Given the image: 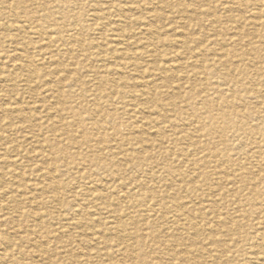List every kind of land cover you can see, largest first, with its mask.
I'll use <instances>...</instances> for the list:
<instances>
[{"label":"bare ground","instance_id":"1","mask_svg":"<svg viewBox=\"0 0 264 264\" xmlns=\"http://www.w3.org/2000/svg\"><path fill=\"white\" fill-rule=\"evenodd\" d=\"M68 1L0 0V11L11 13L10 24L0 25V46L11 39L16 45V53L9 59L19 63L17 70H20L18 75L8 81H15L24 76L28 91H32L38 84L40 87L53 89H49L52 94V104L42 108V111L24 114L27 109L23 113V109L21 111L17 105L12 111H7L2 106L0 108V120L6 119L11 127L21 131L30 128L32 133L30 140L34 149L30 148V151L26 152L24 161L27 162L25 158L29 160V157L31 159L38 157L39 162L42 161L41 165L38 164L39 167L35 168V172L39 171V179L31 184V188L16 185L15 188L19 189L17 190L19 196L16 197L20 199L14 195L6 196L13 188H10L6 182L9 180L7 173L0 171V210H14V215L5 219L4 224L7 223L8 232L0 233V264H7V259L12 264H60L64 260L67 261L66 264H256L264 254L254 252L247 256L245 247L253 244L254 248H252L257 250L264 243V233L255 231L254 226L251 225L252 221L250 222L254 210L264 207V198L260 199L264 196V187L260 189V184L264 182V173L251 178L248 176L250 173L243 170L246 163L264 170V158L250 161L249 150L234 152L235 148L230 144L231 142L228 143V137L233 139L242 135L246 137L252 135L255 130L259 135H264L263 122L260 119V117L264 118V103H257L256 111H251L244 107L237 109L233 103L225 101L226 106L215 111L211 106L213 100L206 102L204 110L208 115L203 118L205 133L211 134V128L220 122V131L229 132L231 136H203L207 139V143L198 145L187 133H181L176 121L182 113V103L185 102L182 88L168 86L176 77L173 69L183 70L187 64L181 62L173 66V69L170 65H163V69H166L164 73L169 72L160 81L163 82L158 85L145 83L143 79L148 78L150 70L148 62L140 64L143 56L149 54L152 59L156 57L157 61H160L161 57L157 53L155 27L145 23L147 27L144 31L146 37L143 36L146 42L145 50L133 52L128 37L104 22L110 12H114V16L119 17L118 25L130 21L126 18L128 12L126 10L134 8V3L128 1L112 10L114 4L112 1L117 0L91 1L92 17L93 20L99 21V32L97 38L87 44L86 49L96 50L95 62L104 64L113 59V64L109 62V67L107 65L100 67L103 70L101 73L98 66L92 65L94 64L92 60L86 59L88 64L78 60L77 52H82V47L85 45L82 41L83 28L75 24V15L60 12L61 6ZM233 1L231 4L235 5ZM256 1L260 3L259 8L264 9V0ZM26 2L35 9L26 6ZM157 3L159 5V2ZM263 9L260 10L261 14L264 13ZM191 10H182L187 19L185 20L187 28H190L187 21L193 16ZM256 15L255 20H260L264 26L262 23L264 15L261 17L259 13ZM2 16L4 13L0 12V17ZM225 16L227 21L233 18L231 15ZM157 18L159 21L162 16L155 15L154 19ZM218 23L217 19L212 18L209 26H217ZM251 24L254 28L257 26L254 21ZM106 26L110 28L111 42L105 44L104 48L99 43L105 39L106 35L101 34V31ZM181 37H184L186 42L189 41L185 32ZM178 39L174 43L183 42H179L181 39L177 41ZM217 45L223 47L225 42L222 40ZM29 50H34L40 60L48 56L55 63H59V66L49 71V74L40 73L36 67H33L35 62L33 58L27 57ZM251 53L254 54L255 59L263 60L264 43L253 46ZM217 59L207 61L210 64L201 65L199 67L201 72L214 71L220 65ZM64 63L66 64L61 66ZM2 64L0 63V78ZM123 68L138 74L131 84L121 77L120 72ZM88 72L95 75L98 88L107 86L112 89L107 101H102L106 97L102 94L85 93L84 86L89 82L84 81L83 78ZM201 93L203 89L199 92L193 91L194 96L192 95L191 100L185 103L195 107L197 103L194 100L197 101ZM11 95H5L4 102L16 103V97ZM229 108L234 111H230ZM44 124L47 126V135L41 136L39 131L44 128ZM120 129L126 134L121 133ZM145 129L155 130L156 137L150 139L151 136H140L146 133ZM1 134L0 139L7 141L8 136L4 137ZM184 141H188L185 148L180 144ZM219 144L223 147L230 146L231 153L225 155L224 149L216 148ZM199 153L201 156H198ZM187 154L192 156V159L186 158ZM240 156L245 158L241 162ZM4 162L6 166L11 165L7 160ZM209 163H213L215 167V172L212 174L216 176L214 180L208 171H203ZM198 165L202 167H199L200 172L193 171ZM82 166L88 167L90 173L82 172ZM69 167L76 170L75 177L67 173ZM188 170H192V173ZM189 174L193 177L190 178ZM59 176L62 178L65 176L61 183L58 181ZM90 177L96 178L93 180H97L104 190L108 185L110 189L103 190L104 193L98 191L92 193L90 189L91 193L87 192L82 187V182L89 184ZM13 178L16 179L17 176ZM13 178L11 176V179ZM19 178L18 175L17 180ZM206 184L207 187L204 188L208 193L201 190ZM216 184L222 187L217 191L222 209L238 213V216L246 220L244 226L246 228L249 226L247 229L252 230L253 233H247L242 228L244 226L237 221H232L233 225L228 230L222 229L225 219H222L220 210H217L213 203L205 205L212 187ZM156 187L161 188V191H157ZM133 188L138 190L134 191ZM26 189L29 192L23 193ZM244 190H249V194L243 193ZM193 201H197V204ZM23 205H28L31 209L29 214L27 210L22 211ZM246 206L248 210L245 209ZM40 207L47 210L45 219L40 218L36 212ZM105 211L109 213L107 223L90 219L91 216L100 217ZM61 213H72L78 220L71 223L68 229L63 223L67 214L64 216ZM207 215H210L211 219L214 218V225L207 223L200 227L193 222L194 219H199L201 222ZM248 222L250 224H247ZM19 223L26 224L25 237H21L18 230H15ZM55 224L57 227H54ZM71 231H76L77 237L80 238L76 249L79 254H66V243L63 239L70 237ZM204 241L210 248H215L212 250L204 248L202 246ZM24 244L30 249L26 254V257H29L27 262L14 257L16 254H22L21 248ZM12 251L15 254L13 256L10 255ZM56 254L64 260L53 259L52 256Z\"/></svg>","mask_w":264,"mask_h":264},{"label":"rangeland","instance_id":"2","mask_svg":"<svg viewBox=\"0 0 264 264\" xmlns=\"http://www.w3.org/2000/svg\"><path fill=\"white\" fill-rule=\"evenodd\" d=\"M91 1L92 0H69L67 3H65L61 6L60 12H68L69 15H73V16L75 15V17H76L75 24H79L83 28L82 41L85 42V45L82 47V52H79L76 49V51H78L77 52L78 60L82 61V63H84V64H88L86 59L92 60L94 62V64H92L94 67L98 66L99 68L100 67L103 68V67H106V65H107V67H109L110 63L113 64V59L109 61L110 63L105 62L107 64H105V63L101 64L100 62H95L96 58H97L95 56L96 50L95 49H90V50L86 49L88 47L87 44H89L90 41L95 40L97 38L96 35L99 32V30H98L99 29V21L93 20V17H92L93 7H92ZM128 1H132L134 3V8H130L129 10H126V11H128V12H126V18H128V20H130V21H126V22H123V24L118 25L117 23L120 19H117V18H119V17H115L113 14L114 12H110L111 14L109 13L106 21H104V22L107 24H110L109 27L110 26L115 27L116 29H118L119 33H123L124 35H126L128 37V42H129V45L132 46L131 51H133V52H139V51L145 50L144 47L146 45L144 43H146V42L144 41V38L146 37L145 36L146 33L144 31L147 28V27H145L146 24L147 25L150 24L152 27H155V30L157 32L156 33V43H157L156 45L158 48L157 53L159 55H161V57L162 56H164V57H162V58L160 57L159 58L160 61H157L155 59L156 57H154L153 58L154 60H153L149 54H146L143 56L140 64H146V62H148V64H149L148 68L150 70L148 78L144 77L143 81L145 83H148L149 85H151V83L158 85V84L163 82V81L162 82H160V81L165 77V75L169 74V72L164 73L166 69H163V67H164L163 65H170V66H172L171 68L173 69V66H176L177 64H179L181 62H183V63L185 62L188 66V67L185 66V69H183V70L173 69V72H174L176 77L173 79L174 81L172 80L168 84V86L171 85V86H173V87L175 86L179 89L182 88L181 92L183 93L182 96H184L183 100L185 102H188L189 100H191L192 95H193L192 94L193 91L199 92L200 89H203V93L200 94V98L197 101L194 100V102L197 103L195 107L188 106L187 103H185V102L182 103V109H181L182 113L176 119L179 130L182 131L181 133H185V134L187 133L189 138L192 141H195L200 146L203 145L204 143H207V139L204 138L203 136H231L229 134V132H221L220 131V129H219V126L221 125L220 122L216 123L215 127L211 128V130L209 129L211 134L205 133L206 130L204 128V123H203L204 119L203 118L205 117V115H208V112H206L204 110V108L206 107L205 103L209 102L211 100H213V102H211L212 103L211 106L213 107V109L215 111H218L220 108H224V106H226L225 101L233 103L237 109H241L244 107V108L249 109L251 111H254V110L256 111V108L258 107V106L256 107L257 103L258 104H259V102L264 103V61H263L264 59L263 60L255 59L253 56L254 54L251 53V48L253 46L264 43V26H262L260 20H255V18H254V17H257L256 13H259L260 17L262 15H264V13L261 14V12H260V10L263 8H259V5H260L259 2H257L256 0H234L233 2H235V5H232L231 4L232 0H117V1H112L114 3L112 10H115L117 7L123 6V4L125 2H128ZM155 2H156V5H155ZM157 2H159V5ZM25 5L29 6L30 9H32V8L35 9L34 6H32L31 4L29 5V2H26ZM183 9H190V10L193 9V10H191L193 16L191 17L190 21H187L188 24L190 25V28H187V26H186L185 20H187V19H185V14H183V11H182ZM0 12L4 13V16L0 17V25L8 26L11 22V18H10L11 13H7V11H5V12L0 11ZM229 12H230V14H229ZM155 15L156 16H162V19H160L159 21H158V18H157V20L154 19ZM225 15H229V16L231 15V16H233V18L230 19L229 21H227L228 19H226ZM192 18H194V20H192ZM212 18H215L219 21L217 26H209ZM115 19H116V21H115ZM178 20H180V21H178ZM145 21H147V22H145ZM253 21L255 24L257 23V26L255 28L251 24V23H253ZM160 23H162V24H160ZM262 23L264 25V17L263 16H262ZM161 26L164 28L162 29ZM109 27L106 26L104 28V30L101 31V34L106 35L105 36L106 41H104L105 40L104 39L100 43L98 42L104 48L106 47L105 44L111 42V34L109 32V30H110ZM133 29H134V31H133ZM162 31H164V32H162ZM184 32L186 33L187 38L189 39L188 42H186V39H184V37L183 38L181 37ZM0 33H1V30H0ZM177 33H179L181 35L178 36L179 34H177ZM138 34H140V35H138ZM143 36H145V37H143ZM141 37H143V38H141ZM137 38H139L140 40ZM238 38H240V40H238ZM176 39H178L177 41H179L181 39L179 42H182V41L183 42L180 44H178V43L176 44V43H174ZM222 40L225 42V45H224L225 47L224 46L220 47L217 45V43L218 44H219V42L221 43ZM94 42H97V41H94ZM3 43H5V44H3ZM3 43L0 46V58H1L0 60L2 61L0 63H3L1 65L2 77L0 78V81H1L0 82V90H1L0 91V108L3 107L7 111H10V110L12 111L14 106L17 105V107H19V109L21 108L20 109L21 111L23 109V113H24L25 109H27L24 114H32V112L35 113L36 111H42V108H46V107H48V105L50 106L52 104L51 101H53V99H52L51 92H49V89H52V88L40 87L38 84L36 86L33 85L35 88L38 86L36 88V90H34L35 89L34 88V89H32V91H28V90H26L27 87H26V80H25L24 76L18 80H15V81H8V79L12 78L15 75H18L20 73V70H17L19 63L13 62L11 59H9L13 55H15L16 45L12 43L11 39H9L8 41L3 42ZM174 44H176V45H174ZM175 46H176V48H175ZM220 48L222 51L220 50ZM27 53H28L27 55H29V56H27V57H29L28 59L33 58V60L35 61L33 67H36L40 71V73L45 72V73L49 74V71H51L52 69H55L56 67L59 66V63H55L53 60L49 59L48 56H46L45 58H42L40 60L39 55L36 54V52H34V50H29V51H27ZM207 54H208V56H207ZM199 57H200V59H199ZM144 58H146V59H144ZM213 59H217L219 61L220 65L217 66V68L214 71L205 70L204 73H202L199 67L205 63L210 64L208 62H210ZM9 60H11L12 62L11 61L9 62ZM84 60H85V62H83ZM22 63H24V62H22ZM65 64L66 63L61 64V66L65 65ZM7 67H9V68L7 69ZM150 67L152 69H150ZM101 68H100V71L102 73L103 70ZM10 70H11V72H10ZM122 72H120V75H121V77H123L124 81L127 82L128 84H131V81L133 79L137 78V75H138L136 73L129 72V70L125 69V68L122 69ZM228 74H230V75H228ZM9 75H11V76H9ZM189 76H190V79H189ZM192 76H193V78H192ZM60 77H62V75ZM94 79H95V81H94ZM24 80H25V83H24ZM83 80L86 82H89L88 84H86V86H84V88H85L84 90H85L86 94H98L99 93V94H102L103 96H106L102 101H107V99H109V95L112 92V89L108 88L107 86L98 88V85L96 82V77L93 73L88 72L86 74L85 78H83ZM91 80H93V81H91ZM2 82H4V83L2 84ZM171 83H174V84H171ZM12 89H14V90H12ZM125 89H127V88H125ZM218 93H220V94H218ZM5 95H11V96L16 97L15 98L16 103H13L14 101H11L10 104H7L6 102H4ZM205 97H207V98H205ZM203 98H205V99H203ZM28 100H30V101H28ZM45 101H47V102H45ZM75 101L78 102V100H75ZM36 102H37V104H36ZM73 104L77 105L79 103H77V104L73 103ZM11 105H13V106H11ZM18 105H20V106H18ZM25 105H27V106H25ZM117 106L119 108V104ZM229 110L234 111L230 108H229ZM260 119L263 122L262 128H263V133H264V118L260 117ZM5 121H6V119H5ZM5 121L0 120V122H1L0 123V133H2L1 134L2 136H4V137L8 136L9 138L7 137V139H8L7 141L0 139V171H3V173H7V176L9 177L7 179H9V180L8 181L6 180V182L8 183L10 188H13V190L11 191L12 194L9 192V193H7L8 195H6V196L14 195L16 197V195L19 196V193L17 192V190H19V189L15 188L16 185L17 186L22 185V187L26 186L27 188H31V186L37 182V180L39 179L38 178L39 171L35 172V170H36L35 168L38 166V164L41 165L42 161L39 162L38 157H33V156H32L33 157L32 159L29 157V160H28V158H25V160L27 162L24 161V157L26 155V152L30 151L29 150L30 148H31V150L34 149V146L32 145L31 140H30L31 136H32L30 128L28 127V128H25L24 130L21 131V130H18L17 128L11 127V125L8 124V121H6V122ZM196 121L199 123H196ZM188 124H190V125H188ZM46 127L47 126L44 124V128L39 131V134L41 136L47 135V128ZM190 129H192V130H190ZM23 131L26 134H24ZM144 131L146 133H143L140 136H147V137L151 136V137H149L150 139L153 137L154 138L156 137L155 136V134H156L155 130L145 129ZM120 132L123 134H126V132L122 131L121 129H120ZM254 133H258L257 130H255ZM254 133H252V135H248L246 137H243L245 135H242L241 137H235V139H233L232 137H228V140H229L228 143L231 142L230 144L235 148L234 152L239 153L241 150H249L250 151V154H251L250 161L255 160V159L264 158V135H259V133L256 135ZM35 134H36V132H35ZM178 136H180V134H178ZM125 137H127V136H125ZM21 139L22 140L24 139L25 141L27 140V142H25L24 140L21 141ZM180 144H181V146H183L185 148V147H187L186 144H188V141H184ZM222 147L223 146L221 144H219L218 147L216 146L217 149H220V148L224 149L225 155H228L231 153V152H229L230 146L229 147L226 146L223 148ZM14 148H16V149H14ZM24 149H26V151ZM15 150H17V152H15ZM19 152H20V154H19ZM46 153L49 154L48 151H46ZM192 153H193V151H192ZM15 156H16V158H15ZM17 156H18V158H17ZM185 156L186 155L184 154V157ZM198 156H201V154L199 153ZM191 157L192 156H189V154H187L186 158H191ZM239 159L241 162L245 158H244V156H240ZM6 160L8 163L10 162L12 166L7 165L8 166L7 167L4 164L5 163L4 161H6ZM29 166H30V168H29ZM199 167L202 168L201 165H198L193 171L200 172ZM244 168H245V170H243V171H248V173H250L248 176L251 178L252 177L256 178L258 175L264 173V170H262L261 168H258V167H254L251 163H246L244 165ZM19 169L21 171H19ZM198 169H199V171H198ZM180 170H181V168H180ZM12 171H14V172H12ZM81 171L82 172L88 171L87 173H90V170H88V167H86V166H82ZM188 171L189 172L191 171V173H192V170H188ZM203 171L204 172L208 171L209 174H211V177L213 178V180H214V178H216V176L212 175L215 172V167H214L213 163L212 164L209 163L204 168ZM67 173L73 177L76 176V170L71 169V167L68 168ZM18 175L20 176V178L18 179L20 182L17 180ZM70 175H67V177H69ZM11 176H12V178L17 176V178L11 179ZM61 176L58 177V181L60 183L63 182V179H65V176L63 178ZM189 177L192 178L193 176L189 174ZM93 179H96V178L90 177V179L88 180L89 184H87L86 182H82V187L85 188V190L89 193H91V192L97 193L96 191L103 192L104 189H103L102 185L99 184V182L97 180L94 181ZM195 180L196 179H194V181ZM10 182H11V184L12 183L13 184L11 185ZM157 187H159L158 184H157ZM157 187H156V190L160 192L161 188H157ZM204 187L206 188L207 184L202 186L201 190L208 193V191ZM263 187H264V182H262L260 184V189H262ZM89 189L91 190V192ZM96 189H99V190H96ZM108 189H110L109 185L106 186L105 190H108ZM133 189H134V191L138 190V188L137 189L133 188ZM220 189H222V187L219 186L218 184H216L214 187H212V189L210 191L211 193L208 195V198H207L208 202L205 203V205H208L209 203H213V205L216 207V209L220 210L219 212L222 215V219L223 218L225 219L223 221V224H222L223 230H228L230 227H232L233 222H235V221L239 222L241 225L244 226L245 225L244 221H246V220H244V219H242V217L238 216L239 215L238 213L233 212V210L226 211L225 209H222L223 207L220 204L221 201H218V197H217V191H219ZM30 191H32V189ZM26 192H29V191L27 189L23 190V193H26ZM249 192H250L249 190H244L243 193L249 194ZM68 195H70V194H68ZM16 198L20 199V197H16ZM263 198H264V196H261L260 199H263ZM260 199H259V201H260ZM263 201H264V199H263ZM82 203H83V201H82ZM193 203L197 204V201H193ZM26 206L28 207V205L22 206V211L27 210L26 212H28L27 214H29L31 209L29 207L27 208ZM40 208L36 209V212L40 218L43 217V219H45L44 216H45V214H47V210H45L44 207H40ZM253 208H255V207H252V209ZM245 209L248 210V206H246ZM202 212H204V214H207V212L204 210H202ZM224 212H225V214H224ZM61 214H64V216H65L67 213H61ZM108 214L109 213H107L105 211L100 215V217L96 218L94 216H91L90 219L95 220V221L101 220L102 222L107 223V221H108L107 215ZM13 215H14V210H12V209H9V210L5 209L3 211L0 210V216H1L0 217V233L1 234H4L3 233L4 231H5V234H6V231L8 232V226L6 225L7 223L4 224L5 219L7 217H11ZM238 219H239V221H238ZM77 220H78L77 216H75L74 214L71 213V214L66 215L65 222H63V223H64V225H67L68 229H69V227L71 226V223H74ZM198 221H199V219L193 220V222L200 227H202L203 224L206 225L207 223H210L211 225H214V223H215L214 218L211 219L210 215H207L206 217H204V219L201 220V222L200 221L198 222ZM250 222L252 223L251 224L252 227L254 226L253 228H255L254 229L255 231H257L259 233L260 232L264 233V207H262V209H260V210H254V212L251 214ZM250 222H248L247 224H250ZM226 224H227V226H226ZM54 227H57V225L55 224ZM15 228H16L15 230H18V233H20V236L22 235L21 237H23V236L25 237L27 235L26 224L23 225V224L19 223L18 226ZM242 228H243V230L247 231V233H253L252 230L247 229V228H249V226H247V228L245 226ZM71 232L72 233H71L70 237L63 239V241L66 243V248H65L66 254L67 255H70L71 253L79 254V252H77L76 249L80 243V238L77 237L78 233H76V231H71ZM202 237L203 236H201V238ZM220 239H221V236H220ZM252 245L253 244L245 247V250L247 252V256L250 254H254V252L256 254L257 253H261V255H262V253L264 254V243H262L261 248L257 249V250L256 249L254 250L253 249L254 245L253 246ZM202 246H204V248H206V249H211V250L215 248V247L210 248L208 245L205 244V241L202 242ZM58 247H61V246L58 245ZM21 250H22L21 255L20 254L15 255L14 251L10 252V255L11 254H12V256L15 255L14 257L16 259H21V260L27 262L29 257H26V254L29 253L30 249L26 244H24L23 247L21 248ZM214 251H216V250H214ZM58 256L59 255L56 254L55 256H52V257H53V259H58L59 261H61L63 258L61 259ZM263 258H264V255L260 256V258L258 259L256 264H258V263L264 264ZM6 261L9 263V259H7ZM66 263H67V261H65V260L60 262V264H66ZM9 264H12V263H9Z\"/></svg>","mask_w":264,"mask_h":264}]
</instances>
